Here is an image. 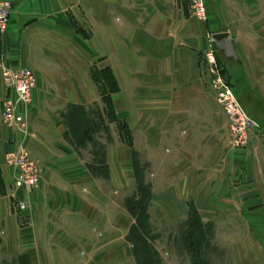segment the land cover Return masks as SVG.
I'll return each instance as SVG.
<instances>
[{"label":"crops","instance_id":"1","mask_svg":"<svg viewBox=\"0 0 264 264\" xmlns=\"http://www.w3.org/2000/svg\"><path fill=\"white\" fill-rule=\"evenodd\" d=\"M6 1L10 10L0 35V62L28 68L35 77L28 105L32 136L26 144L41 172L29 193L28 223L21 225L10 208L0 166V262L22 254L28 264H132L121 242L133 222L124 200L136 199V185L126 196L128 184H120L113 169L121 159H132L137 126H143V139L149 142L145 149L152 178L146 212L152 234L157 237L166 228L169 235L186 214L199 225L230 220L225 210H217L211 191L200 197V157L218 156L215 172L223 190L228 189V161L219 149L205 145L215 146L222 138L225 121L205 85L199 57L206 34L228 33L235 57L216 48L217 64L248 114L264 128V0H204L205 20L190 12L188 0ZM92 54L98 79L89 84ZM133 77L143 78L142 85L134 84ZM3 94L0 81V98ZM70 105L89 110L98 129L115 126L117 139L128 142L126 148L117 146L115 164L105 151L107 182L78 158L64 136L61 113ZM261 137L250 138L244 179L255 160L264 172ZM12 139L19 137L0 124V156ZM153 141L166 142V151L153 149ZM155 184H160L159 197ZM241 190L236 203L246 212L249 199ZM231 192L221 199L228 213ZM157 220L160 231L152 223Z\"/></svg>","mask_w":264,"mask_h":264},{"label":"rangeland","instance_id":"2","mask_svg":"<svg viewBox=\"0 0 264 264\" xmlns=\"http://www.w3.org/2000/svg\"><path fill=\"white\" fill-rule=\"evenodd\" d=\"M207 46L208 42L206 43V47L201 51L199 57L200 65L204 70L206 65L202 62L201 57L206 51ZM88 48V53L90 56L91 48L90 46ZM94 55L95 54H92L90 59H88V63L90 65L89 73H91V75L93 74L92 72L94 71V69H96L94 65L92 66V64H95ZM204 75L207 80L205 85L209 88L211 85L209 84V77L205 74V71ZM226 79L228 81L227 77ZM91 80L93 81V83H95L97 81V78H95L93 75H89V84H93ZM132 80L133 82H135L134 84L142 85L143 78L133 77ZM0 81L4 90V94L0 98V124L5 129H7L10 134L19 137L18 140L12 139V141L9 140L7 142V145L9 147L7 148V150L3 151L0 156V166L3 170V174L7 183L10 208L15 217L18 218L21 225H26L28 223V207L30 205L29 193L34 187H36L41 172L38 160L30 154L29 148L26 144V140L32 136L28 120V105L31 99V90L35 85V77L33 86L28 92L27 102L19 106V116L21 121L19 123V130L14 126H9L1 117V112L4 108L3 100H5V97L10 94V90L4 84L1 76ZM229 85L242 111L247 116L252 118L257 126H250L246 128L244 141H241L236 132L230 128L224 110L220 103H218V101L216 100L215 94L210 87L213 92L212 97L217 106L220 108V111L224 117L225 125L221 130L222 138L219 141L215 142V146L213 142H207L205 145L208 148L212 146V148L219 149L222 154L224 153L225 159L228 161V164L224 168L226 174L225 179H227L226 187L228 189L223 190L218 188L219 178L216 173V169L218 167V156H212L208 158L200 157L199 190L201 199L203 197H207L208 191H211L212 195H214V197L216 198L215 200H217L215 201L217 210L218 208H221V210H225V216H229L230 220H215L213 222L200 221V237L195 239L194 236L192 237L190 235L193 228H191L192 223L188 221V219L186 218V214L184 220L174 223V225L169 228V235L165 234L168 231L166 230V228H164L163 232L161 231V235L158 234L157 237L154 236V238L150 239V242L154 246L156 252L157 250H159V253L157 252L159 264H179L181 258V264H192V260L193 264H264V172L261 171V168L263 167H259L255 160L254 164L251 165L248 169V181L246 180L247 177L244 179V177L241 176L242 168L245 166L248 160V157L245 155L246 150L250 148V138L252 134H260L263 136L261 138L264 139V128L255 118L251 117L248 114L244 104H242L238 99L234 87L230 83ZM82 108L84 109V107ZM87 111L89 112V110ZM63 113H61L62 122ZM63 126L64 136L66 140L70 142L69 144L76 151L78 158L83 161L84 164L92 171L95 170V167L99 170L103 165L106 169L107 164L105 162L104 156L102 164H100L99 162L98 155H100V152L102 153V155L105 154V151L109 152V160L110 164L112 165L115 164L116 161L114 152H116L115 150H117V146L123 145V147L126 148V144L128 143L127 140L124 141L122 140V138L119 140L117 139L116 136L118 134V130H116V127L113 125L109 127V129H97L94 132L89 133L90 139L88 141L83 137L79 142L70 140L69 135H65V133L67 132V127L64 122ZM137 127L138 128L135 133L136 140L134 142V147L136 150L135 154L129 161L125 159H119L120 162L118 164V167L117 165H115L116 168L113 167V175L116 178L119 177L118 181L120 182V184H128L127 191L125 190L124 192V194H127L126 196H128V194H131V192H134L133 187L134 184H136L137 178L140 179L141 184H150V179L152 178V171L149 166V162L146 160L147 156L145 149V146H147L149 142L143 139V126ZM111 136H113L115 139L111 140ZM151 143L153 145V149L155 148L156 151L158 150L162 153L166 151L164 145L166 142H164V144H161V142L159 141H153ZM202 144L203 143L201 142V148L203 147ZM18 146L19 148L21 147L23 148V150H25L26 158L29 161L33 162L36 168L34 176L35 181L34 184L30 186V188L16 187L14 185V178L17 176L18 170L12 163H7L6 161V154L15 151ZM135 172H137V176H135ZM160 174L165 175V172H159V175ZM100 179H102L103 182H107L106 174H101ZM155 186H157L158 189H155L156 191L154 196L159 197L161 192L159 189L160 184H155ZM238 186L239 188H237ZM240 188H242L241 193H246L249 199L246 212L244 211L243 205H239L236 203V198L240 196L238 191ZM230 191H232V205L230 207L231 212L228 213L229 205H227V203L223 205L221 199L223 197H226L227 199L229 197ZM17 204H21L22 208H18ZM152 223L155 226H158L160 231L161 222L157 220L153 221ZM228 231H230L232 234H237V236L232 235L231 237H229L227 235ZM1 233L2 231L0 230V234ZM150 233L152 234L151 230ZM123 241L125 242L124 245L123 242H121L122 250L125 252L126 248V250L129 251L128 253L130 255L132 264H136L132 255V244L127 239L126 235L125 240ZM78 253L81 254L82 252L79 251ZM27 259L28 258L26 257V255L19 254L17 257H15L14 255L11 258H7L0 263L28 264Z\"/></svg>","mask_w":264,"mask_h":264},{"label":"built area","instance_id":"3","mask_svg":"<svg viewBox=\"0 0 264 264\" xmlns=\"http://www.w3.org/2000/svg\"><path fill=\"white\" fill-rule=\"evenodd\" d=\"M190 12L198 19H205V1L204 0H188ZM10 4L6 0H0V35L3 33ZM208 46L203 56L202 62L206 65L205 74L209 77V84L213 90L216 100L222 106L226 115L230 128L233 129L244 141L246 128L257 126L255 121L247 116L238 105L227 81L222 73L221 67L215 60V46L212 43L211 35L206 34ZM0 76L4 84L9 88L10 94L3 100L4 108L1 117L9 125L18 128L20 116L19 106L28 100V92L34 83V75L32 71L25 67L11 68L0 62ZM7 163H12L18 170L17 176L14 178L16 187L30 188L35 181V165L26 158V152L23 148L17 147L13 152L6 154ZM18 208L22 205L17 204Z\"/></svg>","mask_w":264,"mask_h":264},{"label":"trees","instance_id":"4","mask_svg":"<svg viewBox=\"0 0 264 264\" xmlns=\"http://www.w3.org/2000/svg\"><path fill=\"white\" fill-rule=\"evenodd\" d=\"M93 76L97 78L95 74ZM105 79L107 82V78ZM62 118L67 127L65 135H69V139L72 141L79 142L83 137L88 141L90 139L89 133L98 129L89 117V114L78 105H70L63 113ZM134 154L135 152H132V156ZM98 156L99 162L102 164V153L100 152ZM95 171L106 174L104 165L99 170L95 167ZM135 176H137V172H135ZM135 185L136 199L128 197L124 200L126 209L134 218V222L128 228L126 237L132 244V255L136 264H159L157 252L150 242V239L154 238V235L150 233L146 212V206L150 197V184H141L140 179L137 178ZM191 223V228L193 229L190 235L196 239L200 237V225L195 222Z\"/></svg>","mask_w":264,"mask_h":264},{"label":"water","instance_id":"5","mask_svg":"<svg viewBox=\"0 0 264 264\" xmlns=\"http://www.w3.org/2000/svg\"><path fill=\"white\" fill-rule=\"evenodd\" d=\"M214 46L221 51L225 57H235L232 40L226 32H215L211 34Z\"/></svg>","mask_w":264,"mask_h":264}]
</instances>
